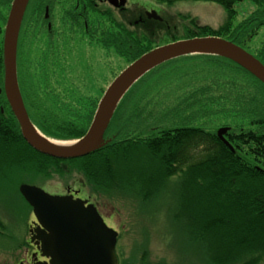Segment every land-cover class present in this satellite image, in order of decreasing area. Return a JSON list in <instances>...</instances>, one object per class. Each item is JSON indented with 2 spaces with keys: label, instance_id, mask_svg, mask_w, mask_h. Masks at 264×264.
<instances>
[{
  "label": "rangeland",
  "instance_id": "rangeland-1",
  "mask_svg": "<svg viewBox=\"0 0 264 264\" xmlns=\"http://www.w3.org/2000/svg\"><path fill=\"white\" fill-rule=\"evenodd\" d=\"M1 1L3 3V0ZM36 1L32 7L36 6ZM79 1L55 0L54 2L52 0L51 18L48 19V22L50 27L53 26L50 31L51 33L54 32L56 40L49 37V32L46 29L48 24L44 23L42 15H36V9L34 11L30 9L33 12L30 14L28 11V16L26 15L21 28L17 53L20 90L31 101L29 104L31 112L34 110L36 113L41 111L45 113L48 105L54 112L57 111L56 114L54 113L55 115L50 114L51 118H55L52 121L45 118L39 120L34 116V121L37 120V122L35 121L37 126L44 127V129L47 126L52 129V131L45 129L48 134H40L43 138L47 137L45 139L49 141H52V137H49L50 134L61 137L56 142H64L62 139L64 133L60 127L62 124L70 125L74 120L81 127L88 129L93 116V103L95 104V112L96 106L99 101H102L109 87L131 63L128 58L125 59L131 54L129 51L122 50L121 53H118L117 50L105 48L99 41L93 43L90 36L85 35L84 30L92 32V38L94 31L98 34H105L106 38L111 36L113 32L117 34L112 24L103 22L100 15L106 16L103 19L105 21H111L112 18H115L117 23L126 25L128 32L135 31V29L122 20L114 7L109 4L101 5L99 9H96L98 14L93 15L90 13V6L87 5L88 17H79L76 20L73 13L69 15L67 12L74 10V3ZM95 2L98 3V1ZM165 4L155 0H127L128 8L126 7L122 14L124 18L134 16V20H136L137 16L135 15L144 17V12L154 10L159 15L160 24L162 22L166 25L169 24L170 33L175 36L176 40L192 36L197 39L201 36L199 29L202 27L207 28L209 33L223 31L220 37H228L229 39L237 27L242 26L244 21L254 18V13L260 9V5L255 0H246L243 3L235 4L232 7L234 17L231 21L230 12L217 6L216 3L199 0H172V5L167 6ZM7 8L9 10V7ZM4 9L6 10V8ZM76 21H79L78 24ZM74 26L75 29L79 30L75 31L74 40L69 41V45L65 44L64 41V45H62L57 36L63 38L61 35L68 33L67 38L71 40L72 35L69 30L70 28L73 29ZM235 34L238 37L237 44L264 62V27L258 31L246 32L245 35L239 32L234 33V36ZM53 46L57 51L63 47V49L66 48L71 52L67 59L70 65L67 66L66 63L64 66L59 63L58 66L67 68L62 72L63 78L78 81V84L75 89V84H70L73 89L70 87V90L73 93L71 91L65 96L56 94V91L53 93L44 91L40 95V99L48 103L46 104L38 98L35 100L34 94L30 95L29 88L20 80V77H25V72H28L30 81L31 76L34 81L38 71L36 61H40L45 53L44 58L49 62L53 53ZM183 60L184 58H181L162 65L166 66V70L161 72L163 73L161 82L152 84L151 88L147 90L140 88V98L148 100V103L144 105V111L152 110L150 114L158 118L163 112L161 105L165 108L169 106L172 108L175 106L191 107L187 110L188 113L192 114L187 118L192 124H201L203 128L211 130L228 126L233 127L232 129L258 132L256 129L257 122L264 121V98L260 96V94L264 96V93H262V89L256 86L253 88L247 85L252 82L249 76L242 71L234 70L230 66L227 67L214 62L193 63L195 66L193 67L192 64L185 66L186 62ZM158 77L160 75L154 76L145 87ZM174 80L186 87L185 93L178 96L172 94L170 83ZM89 112L92 114L90 118L88 117ZM148 118L151 119L152 117L149 116ZM144 120H147V117ZM37 131L39 132L38 129ZM260 132L264 133V131ZM70 142L72 141L70 140ZM27 147L29 149V146ZM3 148L6 147L0 140V154L4 153ZM19 148L17 152H14L15 154L7 152L4 156H0V264H18V261L21 260L25 263L30 261V256L27 257V254H24L28 248L23 247L27 236L26 228L30 209L22 200L18 191L19 186L26 184L42 187L50 195L65 190L61 183L64 182L61 180L62 177L55 176L53 178L51 175L48 178L44 176L49 168L52 172H56V170L52 163L45 165L48 159L42 156L43 154L32 150L41 158L34 156L33 158L37 161H30V159L24 162L18 158H29L30 152L26 151L24 145L22 148L19 146ZM199 152L201 150L197 149L192 150L191 153L199 155ZM100 157L101 161L97 159L93 161V167L104 162V152H101ZM124 163V166L114 169L111 173L112 183L108 181L109 177L104 171L100 173L99 180L105 182V185L93 182V187L90 186L93 193L87 192V196H91L93 202L101 203L103 213L113 218L111 226L120 233L116 253L120 261L122 259V264H264V259L252 263H243L249 258L251 251L239 256L237 254L238 248L233 249V247L226 248L230 250L227 251L230 259L226 261L214 260V254H211V246L215 243L214 238H210L212 244L210 246L208 233L185 232V229L181 228L177 230L178 223L176 224L171 217L170 211L175 210V207L170 204L172 195L175 196V191H177L178 186H181L176 180V176L169 181H163L165 188L159 181L150 189L149 199L141 204L142 199L137 200L138 198H136L134 201L135 197H131L135 182L143 185L136 179L139 177V171L135 164L128 162L125 158ZM77 165L81 170L79 171L80 175L75 176L74 172H71L73 168H68L70 166L64 164H60L58 167L60 173L54 175L64 177L67 173H71L67 176H75L70 179L77 181L75 183L70 182L68 185L78 188L87 179L84 170L86 166ZM24 166H26V171L21 175V180L9 179L12 172L20 176L15 167L24 168ZM142 169L145 171L144 168ZM198 217L202 218V215ZM195 225L197 228L196 222L191 223L190 226Z\"/></svg>",
  "mask_w": 264,
  "mask_h": 264
},
{
  "label": "trees",
  "instance_id": "trees-1",
  "mask_svg": "<svg viewBox=\"0 0 264 264\" xmlns=\"http://www.w3.org/2000/svg\"><path fill=\"white\" fill-rule=\"evenodd\" d=\"M11 1L3 0L2 3L0 0V36L4 17L8 12L7 7L10 6ZM155 1L163 4L166 3L165 5L167 6L172 5V0ZM199 1L216 3L225 11H229L231 21L233 20L232 17H234L232 15L234 13L233 5L243 2V0ZM255 1L260 5L257 14L254 18L244 21V24L237 27L234 33L239 32L245 35L246 32H251L252 30L258 31L264 27V0ZM39 2L43 4L42 0H39ZM96 9L99 8L95 0H93V14H98ZM105 17L104 15H100L103 22L112 24L117 34L113 32L111 36L106 38L105 34H98L94 31L91 40H93V43L99 41L105 48L114 51L117 50L119 51L118 53H121L122 50L129 51L131 54L125 57L126 60L128 58L129 62L137 60L141 55L160 44L176 40L175 36L170 33L169 24L166 25L163 22L160 24L159 22L147 21L143 18V24L131 26L135 31L128 32L126 25L120 22L117 23L115 18H112L111 21L106 20V22L103 20ZM122 20L128 25H131L134 16H130L128 19H124L123 17ZM78 22L76 21V24ZM75 28V26L73 29L70 28L71 35L76 33L75 31L77 29ZM209 32L207 28L202 27L199 29L200 37L209 35L220 37L223 31ZM234 33L233 36H229V39L228 37L223 38L237 44L236 40L238 37L237 34L234 36ZM67 34L61 35L64 38L65 44L74 40L73 37L69 40ZM64 41H61L62 45H64ZM158 41L160 42L158 43ZM52 49L53 53L50 56L51 59L49 62L44 58L45 53L42 55L40 61H36L38 71L34 81L32 76L30 81L28 72H25V77H20V80L29 88L30 95H35V100L38 98L43 101L40 99V95L44 91L49 93L56 91V94L65 96L73 90L70 84H75L74 89L77 87L78 81L63 78L62 72L67 68L58 66L59 63H62L64 66H66V63L67 66L70 65L66 57L71 52L62 47L59 51L55 47ZM217 59L219 60L218 64L229 67L228 62L219 58ZM199 60H201V63H216L215 58H201ZM183 61L186 62L185 66L192 64L195 67L193 63H199L194 62L193 58H186ZM234 70L237 71V67H234ZM156 75H160V77L145 87ZM161 78L160 72L155 71L145 76L138 83L139 85H136L125 95L115 113V117L118 114L121 115L123 123L118 125L117 130L111 132L112 136L106 138V140L110 139V141H106L100 150L86 158L74 161L62 162L47 158L48 160L46 162L52 163L56 172H52L49 168V171L44 176L48 178L51 175L52 177H63L61 175H54L60 173L58 168L60 164L70 166L68 168L72 167L73 170L71 172L80 173L79 171L81 170L77 164H83L86 166L84 169L85 177L89 186L93 187V182L95 184L105 185V182L99 180L101 177L100 173L105 171L109 177L108 181L112 183L111 173L114 169L125 165V158L128 162L135 164L139 171V177L136 179L143 185L135 182L133 192H129L133 193L131 197H135L133 199L134 201H136V198H138L137 200L142 199L143 202L141 204L149 199L150 189L157 185L159 181L162 187H164L163 181H169L176 176V180L179 181L181 186H178L177 191H175V196L172 195L173 198L170 204L175 207V210L170 212L172 219L176 224L178 223L177 230L181 228L185 229V232L200 231L203 234L208 233L210 246L212 245L210 238H214L215 240V243L211 246V254H214V260L226 261L230 259V255L227 254V251L230 250L226 249L230 247H233V249L238 248L237 254L239 256L251 251L249 258L244 260L243 263H252L264 259V171L258 169V167L264 169V133L260 132L264 131V121L257 122L256 129L258 132L240 131L241 129L234 128L238 130L237 133L232 132L227 137V141L234 149V152H232L227 146L219 142L211 129L203 128L201 124H192L189 122L187 117L192 113H188L187 109H191V107L184 108L175 106L172 108L169 106L165 108L160 104L163 112L158 118L150 114L152 110L144 111V105L148 103V100L140 98V88L142 90L150 89L152 84L161 82ZM249 79L252 82L247 85L253 88L256 86L262 89V93H264L263 86L253 78L249 77ZM170 85L173 95L178 96L185 93L184 89L186 87L179 84L176 80L172 81ZM141 86L145 88L143 89ZM70 87L72 90H70ZM2 89L3 61L2 38L0 37V91ZM260 96L264 98L262 94ZM23 98L34 124L35 121L37 122L36 119L34 121V116L39 120L45 118L48 121H52L55 119L51 118L50 114H56L57 111L54 112L50 109L51 107L49 105L45 113L42 111L36 113L34 110L31 112L29 107L31 101L27 98L26 94H23ZM45 103L48 104L47 102ZM94 108L95 104L93 103V114ZM1 109L5 110L2 114ZM91 115V112H89L88 117L90 118ZM149 116L153 119H149ZM146 117L147 120H144ZM58 120L61 122L60 118ZM60 128L64 133L63 140L79 139L87 130L86 127H81L75 120L67 126L62 124ZM40 129L45 134H48L45 129L52 131L47 126L45 129L44 127ZM106 135H108V131ZM49 137L55 139L61 138L50 134ZM0 140L3 141V145L6 147L3 148L4 153H1L0 156H4L7 152H17L20 149L19 146L22 148V145H24L26 151L30 152V156L29 158H18V160L27 162L30 159V161H37V159L33 158L34 156L39 159L41 158L32 149L29 148V150L23 141L3 94H0ZM197 149L201 150L199 155L191 153L192 150L195 151ZM101 152H104V162L93 167V161L95 159L101 161ZM10 158L13 157L10 156ZM15 162L21 163L20 161ZM87 162L89 163L88 165ZM15 168L20 173V176H17L15 172H12V175L8 173L10 175L9 179L21 180L20 177L25 173L26 166L24 168ZM70 174L67 173V175ZM201 215L202 218L198 217ZM193 222L197 223V228L196 225L190 226Z\"/></svg>",
  "mask_w": 264,
  "mask_h": 264
},
{
  "label": "water",
  "instance_id": "water-1",
  "mask_svg": "<svg viewBox=\"0 0 264 264\" xmlns=\"http://www.w3.org/2000/svg\"><path fill=\"white\" fill-rule=\"evenodd\" d=\"M107 0L113 7L124 6L123 0ZM29 0H13L3 41L4 94L15 116L24 141L35 151L55 159L69 160L85 157L101 145L111 115L125 91L142 74L166 61L186 55L208 54L227 59L264 85V66L238 46L218 38H202L179 42L154 50L123 72L109 87L98 106L86 137L68 149L57 148L39 141L24 108L17 83L16 54L21 21ZM149 18L157 19L154 14ZM225 130L218 132L222 136ZM21 195L33 208L42 236V256L49 264H118L115 256L116 233L106 228L95 209L85 215L80 203L51 197L43 191L22 185ZM50 235H46V231ZM33 241V239H32ZM38 245V244H37Z\"/></svg>",
  "mask_w": 264,
  "mask_h": 264
},
{
  "label": "flooded vegetation",
  "instance_id": "flooded-vegetation-1",
  "mask_svg": "<svg viewBox=\"0 0 264 264\" xmlns=\"http://www.w3.org/2000/svg\"><path fill=\"white\" fill-rule=\"evenodd\" d=\"M92 6H93V0H92ZM139 23H140V21H139ZM141 23H142V22H141ZM71 194H73V193H71ZM74 198H81V199H83V200H86V198L80 197L78 194H77V195H74ZM88 202H89V201H88ZM88 204H91V202H89ZM96 208H97L99 214L101 215V217L103 218L105 225H106L107 227H109V228L115 229V228H113V227L111 226V224H112V223H111L112 218L109 217V216H107V215H105V214L103 213L102 208H101L100 205L96 206ZM31 223H33V219H32V221H31ZM31 229H34V226H33V225H31V226L28 228V232H29ZM30 237H31V235H28V238H30ZM29 248H30V249H29ZM24 254H27V255L30 254V261L27 262V263H25V262H23V260H21L18 264H24V263H25V264H36V263H38V262L45 261L44 259H41V258H40V255H39L40 252H38L37 249L35 248V246H33V245H30V244H29L28 250H26V252H25Z\"/></svg>",
  "mask_w": 264,
  "mask_h": 264
},
{
  "label": "bare ground",
  "instance_id": "bare-ground-1",
  "mask_svg": "<svg viewBox=\"0 0 264 264\" xmlns=\"http://www.w3.org/2000/svg\"><path fill=\"white\" fill-rule=\"evenodd\" d=\"M139 21H140V22H143L144 20H143V19H139ZM32 132H33V134L35 135V137H36L39 141H41V142H43V143H45V144H48V145H50V146H53V147L68 149V148H70L71 146H75V145L77 144V142H67V143H65V142H56V141H53V140H52V141H49V140L43 138V136L40 135V133H38V132H37L36 130H34L33 128H32Z\"/></svg>",
  "mask_w": 264,
  "mask_h": 264
}]
</instances>
